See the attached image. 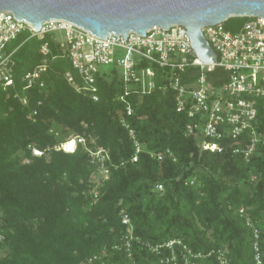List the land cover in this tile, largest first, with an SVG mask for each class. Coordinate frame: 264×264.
Returning a JSON list of instances; mask_svg holds the SVG:
<instances>
[{"label":"trees","instance_id":"trees-1","mask_svg":"<svg viewBox=\"0 0 264 264\" xmlns=\"http://www.w3.org/2000/svg\"><path fill=\"white\" fill-rule=\"evenodd\" d=\"M249 19L232 16L224 25L236 32ZM45 42L51 53L43 86L27 88L24 75L44 59ZM4 50L11 54L13 84L0 88V252L5 253L0 264H160L167 250L160 255L148 244L174 239L195 251L223 250L230 264H255L248 218L261 231L264 255V145L246 159L234 152L225 128L222 151L202 149L200 138L186 134L190 118L177 111L172 89L131 93L123 101L114 76L99 81L94 100L68 81L67 73L79 76L53 33L39 38L22 31ZM154 69L163 82L166 71ZM197 76L195 68L182 74L188 83ZM228 77L221 67L207 75L215 89ZM123 119L146 148L137 162L131 161L134 146ZM258 132L264 134L263 106ZM72 135L110 153V177L98 198L91 193L93 166L85 146L71 153L56 149ZM149 150L172 155L159 160ZM122 209L130 216L133 238H127ZM178 264H186L181 255ZM194 264L221 263L211 254Z\"/></svg>","mask_w":264,"mask_h":264},{"label":"built area","instance_id":"built-area-1","mask_svg":"<svg viewBox=\"0 0 264 264\" xmlns=\"http://www.w3.org/2000/svg\"><path fill=\"white\" fill-rule=\"evenodd\" d=\"M225 20L203 28L204 35L218 56L216 63H206L192 47L187 28L181 24H173L169 29L154 26L147 29L146 36L136 31H129L125 40L123 34L109 33L106 39L99 37L81 25L64 19H50L42 24L37 31L26 20L18 21L11 11L0 12V88L8 89L13 84L11 54L5 52V46L17 38L25 30L32 36L43 38L46 34L61 33L58 38L59 47L69 57L72 67L76 70L79 80L67 73L68 81L77 89L90 92L94 100L99 99V67L112 66L110 73L117 76L121 83L119 98L131 93L142 96L153 89H172L175 92L176 109L186 112L190 121L187 123L186 134L200 138L202 149L212 152L223 150L225 128L234 140V152L242 153L249 159L258 145H264V134L258 132V112L264 107V18L250 16V19L236 32L226 29ZM44 56L42 62L32 71L24 75L26 87L35 84L43 86L42 74L47 69V58L51 53L48 42L41 45ZM143 63H148L145 65ZM154 66L166 72L161 73L163 82L157 81ZM216 67L229 73L228 80L215 89L208 81L207 75ZM188 68L198 70L193 83L185 82L182 74ZM108 81L109 78L102 79ZM26 103V99H22ZM36 113V112H34ZM126 113L131 115L134 109L127 103ZM132 139L134 152L132 162H137L145 146L139 141L135 130L123 119ZM224 125H227L224 126ZM224 126V127H223ZM247 134V138L244 135ZM245 140V142H243ZM78 144H83L93 166L91 180L94 187L91 191L94 198L100 195V188L109 179L111 173V156L107 149L96 146L89 147L82 136L72 135L56 149L74 152ZM35 155L44 151L33 149ZM151 157L159 160L166 152L148 151ZM175 160V159H174ZM163 190V186H158ZM244 215V209L240 210ZM2 210L0 206V218ZM121 221L127 226V238H133L131 219L125 209L121 210ZM247 224L253 232V259L255 264H264L261 245V231L251 220ZM149 249L162 255L167 250L166 261L160 264H178L181 255L186 264H194L199 258L215 254L221 264H230L223 250L204 253L195 251L180 239H174L155 245L148 244Z\"/></svg>","mask_w":264,"mask_h":264},{"label":"water","instance_id":"water-1","mask_svg":"<svg viewBox=\"0 0 264 264\" xmlns=\"http://www.w3.org/2000/svg\"><path fill=\"white\" fill-rule=\"evenodd\" d=\"M11 11L40 31L50 19H64L81 25L106 39L109 33L124 35L173 24L187 28L192 47L201 60L216 63L217 53L206 39L203 28L232 16H261L264 0H0V12Z\"/></svg>","mask_w":264,"mask_h":264},{"label":"rangeland","instance_id":"rangeland-1","mask_svg":"<svg viewBox=\"0 0 264 264\" xmlns=\"http://www.w3.org/2000/svg\"><path fill=\"white\" fill-rule=\"evenodd\" d=\"M55 36H57V38H61L62 34L61 33H55ZM112 71V66H100L99 67V77L101 79L105 77H108L109 80L108 81H111L114 77V74L110 73ZM118 87H120V85H118ZM5 254L4 252H0V255H3Z\"/></svg>","mask_w":264,"mask_h":264}]
</instances>
